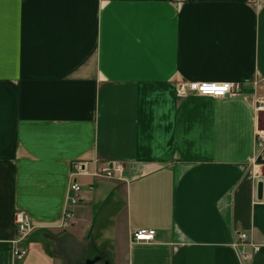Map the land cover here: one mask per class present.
<instances>
[{"label": "crops", "instance_id": "1", "mask_svg": "<svg viewBox=\"0 0 264 264\" xmlns=\"http://www.w3.org/2000/svg\"><path fill=\"white\" fill-rule=\"evenodd\" d=\"M191 82L242 94L180 95ZM256 94L264 0H0V264H264ZM118 162V179L92 175Z\"/></svg>", "mask_w": 264, "mask_h": 264}, {"label": "built area", "instance_id": "2", "mask_svg": "<svg viewBox=\"0 0 264 264\" xmlns=\"http://www.w3.org/2000/svg\"><path fill=\"white\" fill-rule=\"evenodd\" d=\"M242 83L237 82H191L182 84L178 88L180 95H186L189 92H193L202 96H213L218 98H225L229 96H239L242 94ZM254 110L257 114L264 113V94H256ZM255 155L251 161L253 166L264 167V130L257 128L255 138ZM261 160V161H259ZM111 165V166H110ZM124 163H111L102 165L96 168L92 175L99 179H118L121 173H124ZM86 172L82 163L74 164L70 174V184L68 187L69 196L66 201V208L64 211L65 221H72L75 217L74 208L79 205L82 198V188L77 182V178ZM263 177V176H262ZM261 177V178H262ZM263 181V180H262ZM15 224V240L13 255L17 259H22L28 252L27 248L22 244L26 240L28 234L33 230L34 226L30 216L22 211H18L14 216ZM237 242L245 243L247 241V235L244 233H237ZM133 238L137 242H153L155 241V235L150 230H137L133 233ZM253 253L259 250L257 245H252ZM241 257L243 260L247 258V253L241 251ZM244 263V261H243Z\"/></svg>", "mask_w": 264, "mask_h": 264}, {"label": "water", "instance_id": "3", "mask_svg": "<svg viewBox=\"0 0 264 264\" xmlns=\"http://www.w3.org/2000/svg\"><path fill=\"white\" fill-rule=\"evenodd\" d=\"M259 161H261V160H259ZM263 189H264V182L262 180H260L257 184V199L258 200L263 199ZM87 264H93V262H88Z\"/></svg>", "mask_w": 264, "mask_h": 264}, {"label": "rangeland", "instance_id": "4", "mask_svg": "<svg viewBox=\"0 0 264 264\" xmlns=\"http://www.w3.org/2000/svg\"><path fill=\"white\" fill-rule=\"evenodd\" d=\"M264 120V119H263ZM263 124H262V126L260 127V128H262L263 130H264V121L262 122ZM263 170H264V167H263ZM262 170V171H263ZM263 178H264V173H263Z\"/></svg>", "mask_w": 264, "mask_h": 264}]
</instances>
